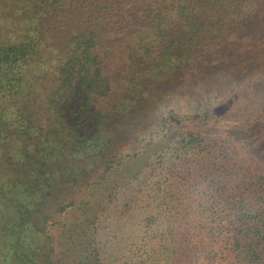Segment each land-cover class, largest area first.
Listing matches in <instances>:
<instances>
[{
  "label": "trees",
  "instance_id": "obj_1",
  "mask_svg": "<svg viewBox=\"0 0 264 264\" xmlns=\"http://www.w3.org/2000/svg\"><path fill=\"white\" fill-rule=\"evenodd\" d=\"M141 2L0 0V264H113L111 257L119 261L116 248L104 241L109 235L102 222L119 189L150 164L137 153L117 160L127 124L136 134L157 122L147 108L156 97L153 84L173 83L152 102L158 106L186 93L185 84H177L180 78L198 76L201 81L213 76L216 65L242 63L230 51L247 49L241 41L242 21L251 0ZM233 38L238 44L224 47ZM215 49L218 55L210 61ZM118 58L124 61L121 78L114 68ZM116 77L120 84H115ZM199 85L197 81L190 87ZM199 117L171 121L185 123L184 139L192 143L203 133L188 123L195 124ZM132 137L127 141L135 151L139 141L130 142ZM173 138L167 134L164 143ZM234 148L237 152H228L229 159L221 164L224 173L202 170L207 195L247 181L232 171L247 159L246 152H240L243 146ZM190 154L186 160H192ZM137 166L141 170L136 171ZM257 168L254 172L264 180V168ZM189 171L186 178L194 173ZM227 178L235 184H228ZM191 185L179 180L166 188L165 219L185 208L198 216L199 226L214 222L217 233L213 241L185 222L182 235H177V221H169V237L156 254L162 264L180 263L185 254L186 264L220 258L225 264H264V204L249 201L247 193L232 194L227 204L233 219L221 214L210 219L213 205L207 198L172 202L176 197L170 194L176 195L180 186L192 193ZM152 217L151 238L157 223ZM247 230L257 234H245ZM220 243L221 249L213 247ZM150 254L136 264H157ZM134 259L128 256L125 264H135Z\"/></svg>",
  "mask_w": 264,
  "mask_h": 264
},
{
  "label": "rangeland",
  "instance_id": "obj_2",
  "mask_svg": "<svg viewBox=\"0 0 264 264\" xmlns=\"http://www.w3.org/2000/svg\"><path fill=\"white\" fill-rule=\"evenodd\" d=\"M131 1L134 5L141 2V0H127V4H130ZM244 12L246 17L242 21L244 28L241 41L247 49L243 52L230 51L232 56L235 59L239 58L242 63H236L235 66L227 68L216 65L217 68L213 72V76L201 81L198 76L180 78L177 84L178 86L185 84L186 93L177 94L166 103L158 106L153 105L152 102L164 91V88L173 87V83L163 81L161 85L160 82L157 86L153 84L152 91L156 97L148 101L147 108L155 112L157 117L154 116V118L157 122L153 123L149 130L136 134L130 131V125L127 124L126 135H123L122 140L119 141L122 150L117 152V160L126 161L130 155L133 156L137 153L145 155L144 160L146 159V161L150 159V164L144 168L143 174H136L139 176L129 186L119 189L120 193L116 195L118 199L111 204V208L105 214L102 222L103 230L109 235L104 237V241L108 242L109 247H115L116 250L113 252L119 256V261H116L114 257L110 258L113 264H125L128 256H134V263L136 264L141 258H147L149 252L155 258H151L153 263L162 264L161 259H159L160 256L156 254L159 248L163 250L162 242H166L169 237V221H177V228L174 229V233L177 235L180 234V229L185 227L183 226L184 223L188 222L196 226L195 231L198 234L200 231L203 236H209L214 241L216 232L214 222L210 224L203 222L199 226L198 216L189 213L185 208L176 209L169 220L165 219L168 214L164 212L167 205L165 197L167 194L169 195L166 188L179 180L188 183L190 181V187L193 184V192L189 191L190 187L184 191L180 186V193L178 191L176 195L170 194L176 197L172 202L178 205L185 199L188 201L189 198L196 197L198 203L200 197L207 198L209 199L208 202L213 205V211L208 213L210 219L215 218V216L217 219L220 214L229 215L228 220L233 219L230 210L232 206L227 204L232 200V194L247 193L249 201L254 200L259 204H264V180L255 173L257 167L264 168V0H251L249 7ZM177 34L179 35L180 32ZM179 40L184 41L183 38ZM223 40L220 39L219 41L222 42ZM228 42L229 45L224 44V47L229 46L231 48L233 44H238L239 41L233 38ZM217 55L215 49L214 55L210 56V61L215 59ZM118 60L114 68L115 73L121 74V78L124 61L119 58ZM118 81L119 77H116L115 84ZM197 81L201 85L190 87L193 82ZM200 114L201 118L199 117L195 124L188 123L189 127L194 125L203 133L197 141L191 143L189 139H184L186 137L185 132H187L185 129L188 128L184 125L185 123L174 124L171 118H187ZM216 121L221 122L217 124L221 127L220 129H216L217 125L213 124ZM210 125L215 127L211 128ZM228 131H230V136H226ZM170 133L175 138L169 143H164L165 136ZM182 133L183 135H181ZM131 136L133 137L130 142L132 140L134 142L139 141L138 149L135 151L131 149L130 143L128 144L127 141V137L131 138ZM148 143L151 144L146 147ZM235 144L243 146L240 152H246L247 159L245 164L233 165L232 171L235 170L239 173L240 179L245 177L247 181L241 183L237 188L236 185L223 187L218 194L215 193L214 196H211L209 193L207 195L206 190L209 188H204L206 175H202L201 172H204L202 170L214 174L224 173V166L221 164L229 159L230 154H227L228 152H237L234 148ZM223 146L226 147V150H223ZM190 152L189 157H192V160L189 158L186 160V154ZM142 155H139V158H142ZM119 162L113 164L115 169ZM138 164L140 166V163ZM138 170L141 168H136V171ZM189 170L194 173L186 178V172H190ZM227 183L235 184L231 183L229 178H227ZM153 188L156 191H153ZM233 188L237 190L233 192ZM250 192L252 195L249 196ZM199 208L201 211L204 210L202 206ZM140 209L148 212L145 213ZM158 211L163 213L160 215ZM263 211L264 205L262 206ZM152 216H155L154 218L157 220V223L153 225L156 231V236L153 238L150 237L154 235L153 230L150 229ZM251 216L254 217L252 219L255 221L258 218L255 211ZM261 217L263 218L264 214ZM223 229L228 231L226 227ZM248 230L245 234L249 233L251 236L257 234L255 230H251V232ZM222 244L213 247L219 250L222 248ZM151 249L154 250L151 251ZM181 252L183 253V251ZM185 255L180 256L181 262L177 264H186L189 257ZM228 256L232 259V256ZM164 261L167 263L165 258ZM225 261L220 258L204 264H225Z\"/></svg>",
  "mask_w": 264,
  "mask_h": 264
}]
</instances>
